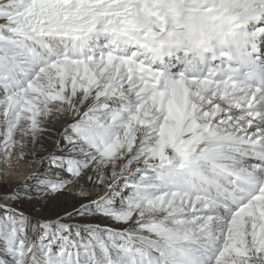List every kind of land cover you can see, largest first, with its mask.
<instances>
[{
  "label": "snow or ice",
  "instance_id": "1",
  "mask_svg": "<svg viewBox=\"0 0 264 264\" xmlns=\"http://www.w3.org/2000/svg\"><path fill=\"white\" fill-rule=\"evenodd\" d=\"M0 154V264H264V0H0Z\"/></svg>",
  "mask_w": 264,
  "mask_h": 264
},
{
  "label": "bare ground",
  "instance_id": "2",
  "mask_svg": "<svg viewBox=\"0 0 264 264\" xmlns=\"http://www.w3.org/2000/svg\"><path fill=\"white\" fill-rule=\"evenodd\" d=\"M1 162L0 163V189L6 190V187L8 185H10V188L12 189V186L22 183L21 179L23 180L24 177H26L32 170L30 169H25L26 167H33L36 164H33L31 161L29 160H23V159H19L15 154H13V156L11 157L10 160L7 161V166L6 167H11V161L14 160L16 162H18L19 164L23 165L21 168H18L19 170H17L16 172L18 173L16 175V177H14V179L11 178H7V177H3L4 175L2 174V172H4V170L6 171H10L7 168H5L3 165H6V161L5 158L1 157ZM26 166V167H25ZM11 170L13 173L15 172V166L12 167ZM24 169V170H23ZM21 170L24 171V175H20L19 173H21ZM22 171V173H23ZM22 176V177H21ZM6 183V184H5ZM7 185V186H6ZM6 186V187H5ZM8 188V187H7ZM7 191V190H6ZM76 191V190H74ZM93 195H96V191L93 190ZM76 199L74 198L73 193H66L64 197L61 198L60 201L55 202V203H51L49 205H47L46 208L40 207V206H36L35 209L33 210V208L31 207V205H25V210L27 212H31L32 215L36 216V215H43V216H48V217H55V215L57 213L63 214L65 207H67L69 210H71V207L74 203H76ZM78 206V204H77Z\"/></svg>",
  "mask_w": 264,
  "mask_h": 264
},
{
  "label": "rangeland",
  "instance_id": "3",
  "mask_svg": "<svg viewBox=\"0 0 264 264\" xmlns=\"http://www.w3.org/2000/svg\"><path fill=\"white\" fill-rule=\"evenodd\" d=\"M1 157H2V154H0V163H2V162H1V161H2V160H1ZM11 163H12V164H11V167H6V165H3V166H4L5 168H7L8 170H10V169H11V170H14V169H12V167L15 166V172L13 173L11 170H10V171H6V170H4V172H2V174L4 175L3 177H7V178H11V177H12V179H14V177H16V175L18 174L16 171L19 170L18 168H21L23 165L19 164L18 162L14 161V160H12ZM29 166H30V165H29ZM29 166H28V167L25 166V167H26L25 169H30V170H32V171H36V170L38 169V167H39V165H37V164L34 165V166L31 167V168H30ZM23 170H24V169H23ZM23 170H21V173H19L20 175H22V174L24 175V171H23ZM22 171H23V173H22ZM29 172H31V171H29ZM23 175H22V176H23ZM0 176H1V175H0ZM22 176H21V177H22ZM23 179H24V178H23ZM21 182H23L22 179H21ZM5 184H6V183H5ZM10 185H11V184H10ZM10 185H8V186L6 185L8 188L5 186L7 191H11Z\"/></svg>",
  "mask_w": 264,
  "mask_h": 264
}]
</instances>
